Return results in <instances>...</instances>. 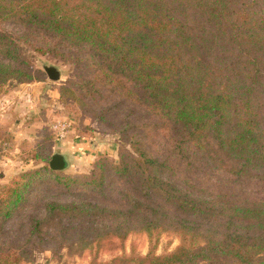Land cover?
Instances as JSON below:
<instances>
[{
	"label": "trees",
	"instance_id": "1",
	"mask_svg": "<svg viewBox=\"0 0 264 264\" xmlns=\"http://www.w3.org/2000/svg\"><path fill=\"white\" fill-rule=\"evenodd\" d=\"M23 44L71 61L78 91L102 99V120L125 110L146 117L109 119L132 153L121 149L117 162L100 154L84 173L51 167L46 127L23 142L24 168L0 187V264L31 261L32 244L75 247L89 264H264V199L200 195L173 178L193 151L210 167L264 182V0H0V84L44 80ZM78 91L64 86L61 95ZM161 137L169 147L160 156L147 143ZM112 179L124 184L120 205L47 199L24 236L8 228L40 188L103 196ZM165 233L180 243L157 254ZM134 234L149 237L146 255L124 251ZM115 249L123 253L99 259Z\"/></svg>",
	"mask_w": 264,
	"mask_h": 264
},
{
	"label": "rangeland",
	"instance_id": "2",
	"mask_svg": "<svg viewBox=\"0 0 264 264\" xmlns=\"http://www.w3.org/2000/svg\"><path fill=\"white\" fill-rule=\"evenodd\" d=\"M9 30H16L13 26L7 27ZM17 31V30H16ZM23 56L28 60L31 66L32 72L36 74V77H41L44 81H47L50 85L49 89L45 91L44 98L38 97L36 99L37 111L34 116L38 120V125L33 131L38 129L42 130L46 127L52 135L55 141L54 152L61 151L56 146L57 144L70 141L74 138L85 137L87 139H94L100 144V149L97 155L106 154L108 158L117 162L119 160V152L125 148L126 151L132 153L130 143L123 137L121 131H113L109 125V119L117 121L119 123L125 122L124 119L130 118L131 121H137L140 114L145 116L141 111H137L136 115H127L128 110L120 112L116 117L109 116L108 120H102L100 115L97 114L101 109V98L98 102L91 97H84L88 94L78 91V86L82 85V79L76 66L71 61L66 60L60 56H56L50 52H43L34 49L32 44H23L22 50ZM46 65H54L61 71V80H51L44 67ZM19 82L16 79H10L5 81L4 84H0V93L3 91L4 86L11 83L13 87H18L15 82ZM32 81H40L39 79H33ZM30 82V81H29ZM74 83H78L77 86ZM67 86L72 90H77L75 96L64 97L61 95V88ZM44 93V92H42ZM23 113L18 114L14 117L13 122L21 118ZM146 117V116H145ZM142 119V118H141ZM146 119V118H145ZM57 121H67L69 123V134L68 138L64 141H59L57 135L52 128L54 123ZM24 122V121H23ZM131 131H135L132 129ZM168 135V139L173 140V136L165 132ZM153 139V138H152ZM164 138H154L152 145L148 144L149 149L154 151L157 155H165V150L169 145L163 144ZM70 160V166L67 169H73L76 173H84L91 170L92 162L86 170H76L72 165V157L67 154ZM176 172L173 178L189 191L198 193L200 195H208L210 193L228 192L237 194L243 198L251 200L264 199V182L256 178H236L235 176L227 173L223 169H215L205 164L203 160H200L197 155L193 154V151H187L181 162H178ZM24 167H21L22 170ZM19 170V171H20ZM46 188H40L37 190L31 199V205L26 209L22 210L20 214L9 224L8 228L12 231L15 236H24L28 230V218L31 214L43 217L44 213L40 208L44 200H60V201H72L80 199H89L94 202L107 205L116 206L122 203L121 191L124 187L121 181L112 179L110 185L106 188L103 196H98L92 192H77L74 195L65 193L59 187L53 186V184L47 185ZM190 188V189H188ZM80 193V194H79ZM180 239L174 234H162L160 240L155 248L157 254H164L173 251L178 244ZM150 240L146 234H134L131 235L125 243V252L131 254L133 248L136 254L146 255L150 250ZM33 259L31 261L24 262L23 264H89L92 256L86 251H79L75 247L70 246H53L49 245L38 246L32 244L30 246ZM123 253L121 249H115L112 251H106L99 255L100 260H110L113 257Z\"/></svg>",
	"mask_w": 264,
	"mask_h": 264
},
{
	"label": "crops",
	"instance_id": "3",
	"mask_svg": "<svg viewBox=\"0 0 264 264\" xmlns=\"http://www.w3.org/2000/svg\"><path fill=\"white\" fill-rule=\"evenodd\" d=\"M14 82L18 87L8 83L0 93V187L7 184L24 166L21 159L23 142L34 140L41 132L40 127L33 131L41 125H38V120L32 119H36V99L39 97L40 102L50 87L44 80ZM21 113L23 120L17 118L13 122L14 117ZM6 137L10 139L6 140ZM99 145L94 139L77 137L56 147L72 157V165L76 170H86L93 160L91 158L101 150Z\"/></svg>",
	"mask_w": 264,
	"mask_h": 264
},
{
	"label": "water",
	"instance_id": "4",
	"mask_svg": "<svg viewBox=\"0 0 264 264\" xmlns=\"http://www.w3.org/2000/svg\"><path fill=\"white\" fill-rule=\"evenodd\" d=\"M48 77L53 81L61 80V71L54 65L44 67ZM70 166V160L67 154L61 151H55L51 159V167L54 169L64 170Z\"/></svg>",
	"mask_w": 264,
	"mask_h": 264
},
{
	"label": "built area",
	"instance_id": "5",
	"mask_svg": "<svg viewBox=\"0 0 264 264\" xmlns=\"http://www.w3.org/2000/svg\"><path fill=\"white\" fill-rule=\"evenodd\" d=\"M57 135L59 141H64L68 138L69 123L67 121H57L52 127Z\"/></svg>",
	"mask_w": 264,
	"mask_h": 264
}]
</instances>
